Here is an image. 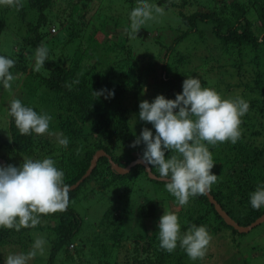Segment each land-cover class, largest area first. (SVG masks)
<instances>
[{
    "label": "trees",
    "instance_id": "1",
    "mask_svg": "<svg viewBox=\"0 0 264 264\" xmlns=\"http://www.w3.org/2000/svg\"><path fill=\"white\" fill-rule=\"evenodd\" d=\"M106 2L99 13L89 9V0H22L19 10L0 6V55L15 61L10 72L22 76L19 91L29 96L15 95L11 100L19 99L38 114L50 115L49 132L62 134L69 141L62 147L55 135L22 136L11 118H6L4 126L0 123V159L4 161L0 166L18 167L23 159L51 158L68 186L82 177L99 149L126 166L143 153V143L130 147L142 129L155 135L153 126L139 119L140 102H153L150 95L174 100L182 92L183 80L197 75L202 88L215 90L222 99L240 97L249 104L240 118L237 142L206 147L213 151L211 172L217 176L210 194L233 220L250 224L264 213V207L256 210L249 202L257 186L264 185V0H146L165 12L173 11L168 19L161 18L156 33L148 31L152 22L147 21L135 40L124 29L129 27V14L139 0ZM105 7L109 15L103 14ZM96 20H100L98 27L94 26ZM110 20L117 28L115 34L106 31ZM106 36L113 41L106 43ZM149 38L158 48L157 56L147 46L138 48L139 42ZM41 45L48 48V58L36 72L34 54ZM75 80L79 83L73 84ZM102 89L114 95L106 99L107 91L99 97L93 94ZM7 94L0 93V111ZM144 94L148 97L141 98ZM134 115L139 120L137 126L132 123ZM172 154L166 151L165 158ZM151 170L158 175L157 169ZM141 173L148 177L139 163L127 173H117L108 158L100 156L89 175L70 189L66 211L42 215L36 227L19 232L0 228V264L17 251L29 252L38 231L46 235L47 253L37 254L28 264H196L188 260L179 242L172 253L161 249L158 231L152 235L127 233L126 223L132 220L112 207L105 209L97 224L102 236L94 230L97 226L82 232V216L71 204L75 190L94 178L101 190L116 191L127 200L135 191L132 195L138 198L134 185ZM135 208L142 217H153L157 211L153 200L139 202ZM179 215L181 235L193 224L205 226L214 235L224 236L229 230L234 246H242L236 233L244 232L226 224L206 194L190 197ZM259 226L264 230V221L250 230ZM124 237L131 239L130 245ZM258 253L264 255V245L254 248L253 255ZM231 264L247 262L240 253L232 255Z\"/></svg>",
    "mask_w": 264,
    "mask_h": 264
},
{
    "label": "clouds",
    "instance_id": "2",
    "mask_svg": "<svg viewBox=\"0 0 264 264\" xmlns=\"http://www.w3.org/2000/svg\"><path fill=\"white\" fill-rule=\"evenodd\" d=\"M0 6L19 10L23 3L22 0H0ZM163 12L162 7L139 0L129 14L130 25L124 31L134 39L141 26L155 19L154 13L163 15ZM34 58L33 71L39 72L48 58V48L39 46ZM14 65L13 59L0 55V83L4 89L10 90L16 79L10 72ZM72 83L78 84L79 80ZM66 86L71 90V84ZM106 91V99L114 95L113 91L105 89L93 94L99 97ZM248 108L249 104L240 97L222 99L215 90L202 88L199 79L186 78L182 83V92L176 94L174 100L157 95L151 103L140 102L139 119L151 124L155 135L144 128L130 147L143 143L145 147L140 162L146 167L151 166L147 167L149 172L157 169V178L165 184V190L183 207L190 197L205 195L217 181V176L211 172L215 163L206 144H235L241 135L240 118ZM6 118H11L22 136H43L48 133L55 135L62 147H67L69 143L62 134L49 132L50 115L38 114L19 99L10 101ZM8 139L12 141L9 136ZM166 151L173 153L167 159ZM63 178L64 173L57 169L51 158L23 159L18 167L0 166V228L19 232L22 228L36 227L42 215L66 211L70 188L64 184ZM249 202L253 209L264 207V185L257 186L250 194ZM158 229L161 249L172 253L179 242L191 260L205 257L211 241L205 226L193 224L181 235L178 216L164 211ZM45 244L43 238H38L29 252L10 254L4 264H28L38 253L43 255Z\"/></svg>",
    "mask_w": 264,
    "mask_h": 264
},
{
    "label": "rangeland",
    "instance_id": "3",
    "mask_svg": "<svg viewBox=\"0 0 264 264\" xmlns=\"http://www.w3.org/2000/svg\"><path fill=\"white\" fill-rule=\"evenodd\" d=\"M81 1L82 3L85 2V0H81ZM106 3H107L106 0H89L88 5H89V9H92L93 12L99 13L100 8L102 6H105ZM201 9H203V6ZM172 11L173 10L171 9L167 10L166 12L164 10L163 15H157L154 13L155 19L150 20L152 24L148 27V31L151 33L152 32L156 33L158 31V28L161 26V18L168 19ZM103 14L109 15V10L107 7H105ZM96 21L97 23H95L94 26L98 27L99 26L98 21L100 20H96ZM116 30L117 28L113 27L112 20L106 22V31L109 32L114 31L113 33L115 34ZM114 37L116 38V36ZM108 38L109 40H107L106 43H111L113 39L110 37ZM149 40L150 38L142 43L139 42L138 48L139 50L140 49L142 50L144 49V47L147 46L149 47V52L157 56L158 48L156 44L153 43L151 44V41ZM183 69L184 68L180 67V70ZM209 75L211 74L209 73ZM212 75H213L212 79L215 80L216 76L214 74ZM14 76L16 77V79L12 82L13 85L10 90L4 89L2 83H0V93L2 91L8 92L5 103L3 104L4 108L0 111L1 126H4V122L6 121L7 111H8L7 106L9 105L12 97H14L15 95H19V96H23L24 99H29V96L24 94L21 95L19 91V87H20L19 84L20 81L22 80V76H19L16 73L14 74ZM206 76H208V74ZM147 90H150V88H147ZM144 96L148 97V94L141 95L140 97L144 98ZM151 97L155 99L156 95H150L149 98ZM133 117L135 118H132L133 119L132 123L133 125L137 126L139 124V120L137 119L136 115H134ZM45 135L52 137V135L49 134H44V136ZM211 153L213 156V151ZM98 185H99V181L97 179L90 178L88 181L80 185L79 188L75 190V198L71 200V204L73 205L75 210L82 216V220H83L82 232L83 231L85 233L91 232L99 223L105 209L109 207H112L114 210H116V213L121 214V216H124V218H128L132 220L130 223H126L125 231L127 233L141 232V233H148L149 235L157 233L156 231H159L158 222L160 217L164 214V211L172 212L176 214L180 221L181 216L179 215V212L182 207L176 203L173 204L175 198L172 199L173 196L165 190V184L162 182L161 183L155 182L153 181L152 178L143 175V173L137 176V183L134 185V187H136L137 190L139 191L138 198H136V195L135 196L132 195V193L135 191L129 193L131 199L127 200L125 195L119 196L117 195L116 191H112V190L109 191L101 190ZM132 197L133 199L135 198V200H132ZM148 200H153L155 202L157 206L156 214L153 217H142L135 208V205H138L139 202H145ZM130 224L131 226H129ZM94 230L99 232L100 236L103 235L101 229H99L98 226ZM228 234H229V230H226L224 232V236H222L223 233L222 235L210 234L211 241L210 244L208 245L207 253L203 259L195 260L196 264H231L232 255L236 254V256H239L240 253H241V257L245 259L247 264H264V255H260L259 253L253 255L254 248H256L257 246L264 245V230H262L260 226L256 227L253 230H249L248 232H244L242 233V235H240V233H236L237 234L236 237L238 238V239L236 238L237 242L239 241L242 243V246L239 249H237L238 247L234 246V242L231 240ZM38 238H43L46 241V244L44 246L45 250L42 255L45 256V254L47 253V240L45 239L46 238L45 233L42 231H38L34 237V240L32 239L33 243ZM124 239L125 240L127 239V241H129V245L131 244L130 243L131 239L127 237L126 238L124 237ZM33 243L31 245H33ZM91 249L94 251L95 256L98 257L99 255H96L97 253L95 252L97 248L93 246ZM19 253L20 252L17 251L16 254ZM188 260L190 262H193V260H191L190 258H188ZM4 262L5 260L2 261L3 264Z\"/></svg>",
    "mask_w": 264,
    "mask_h": 264
},
{
    "label": "water",
    "instance_id": "4",
    "mask_svg": "<svg viewBox=\"0 0 264 264\" xmlns=\"http://www.w3.org/2000/svg\"><path fill=\"white\" fill-rule=\"evenodd\" d=\"M100 156H106L108 158V161L110 163V166L112 169H114L117 173L120 174H124L127 173L128 171H130L131 167L137 163L142 164L144 166V170L146 171L148 177L152 178V179H156L159 180L157 177L158 175H156L155 173L152 172V170L149 172L147 171V167L150 166H145V164L140 162V158L134 159L132 161H130L129 164H127L126 166H120L119 164H117L116 162H114L111 158L110 155H108L104 150L99 149L97 150L91 160H90V164L87 168V170L85 171V173L82 175V177H80V179L78 181H76V183H74L73 185H70L69 188L70 189H74L76 186H78L80 184L81 181H83L88 175L89 173L92 171V169L95 167L97 160ZM0 162H2L4 164V161L2 159H0ZM206 196L209 200V202L213 205L214 209L216 210V212L222 217V219L224 220V222L230 226H232L235 230H237L238 232H247L249 231L252 227L256 226L257 224H259L260 222L264 221V213L259 216L257 219H255L253 222H251L248 225H241L238 222H236L235 220H233L221 207V205L214 199L213 195L210 194V192L208 191L206 193Z\"/></svg>",
    "mask_w": 264,
    "mask_h": 264
}]
</instances>
